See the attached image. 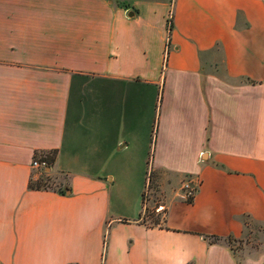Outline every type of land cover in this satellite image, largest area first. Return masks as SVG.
<instances>
[{
	"label": "crops",
	"instance_id": "crops-1",
	"mask_svg": "<svg viewBox=\"0 0 264 264\" xmlns=\"http://www.w3.org/2000/svg\"><path fill=\"white\" fill-rule=\"evenodd\" d=\"M48 151L63 193L29 188ZM148 170L199 181L153 226ZM246 222L264 223V0H0V264H264L226 243Z\"/></svg>",
	"mask_w": 264,
	"mask_h": 264
},
{
	"label": "rangeland",
	"instance_id": "rangeland-1",
	"mask_svg": "<svg viewBox=\"0 0 264 264\" xmlns=\"http://www.w3.org/2000/svg\"><path fill=\"white\" fill-rule=\"evenodd\" d=\"M39 172L41 178L38 183L41 188L61 191L66 186V178L62 175H52L48 171L43 172V170H39ZM186 179L148 170L142 192V223L147 226L160 224L166 203L176 198L175 190ZM158 207L160 210L156 211ZM226 243L237 257H241L243 254L251 255L264 252V223L246 222L242 237L236 240L228 239Z\"/></svg>",
	"mask_w": 264,
	"mask_h": 264
},
{
	"label": "built area",
	"instance_id": "built-area-1",
	"mask_svg": "<svg viewBox=\"0 0 264 264\" xmlns=\"http://www.w3.org/2000/svg\"><path fill=\"white\" fill-rule=\"evenodd\" d=\"M31 167L37 170H43L46 168V164L44 161L39 160L37 158H33L31 161ZM199 185V181L196 177H189L181 184V196L180 198L186 202H190L196 192V189ZM160 210V207L156 209V211Z\"/></svg>",
	"mask_w": 264,
	"mask_h": 264
},
{
	"label": "trees",
	"instance_id": "trees-1",
	"mask_svg": "<svg viewBox=\"0 0 264 264\" xmlns=\"http://www.w3.org/2000/svg\"><path fill=\"white\" fill-rule=\"evenodd\" d=\"M170 30H171V22H170V15H168V17L166 18V47L168 44V37L170 34ZM33 158H37L39 160H42L45 162L46 164V168H49L52 166L54 158H55V152L54 151H48V152H40V153H35ZM39 180L33 184V185H29V188H40L39 186ZM66 190V187L63 188V190L59 191L60 193H63V191ZM157 225V224H155ZM212 242H217L218 239L213 237L211 239Z\"/></svg>",
	"mask_w": 264,
	"mask_h": 264
}]
</instances>
